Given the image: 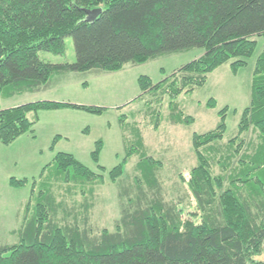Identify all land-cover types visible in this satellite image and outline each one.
<instances>
[{"label": "trees", "instance_id": "obj_1", "mask_svg": "<svg viewBox=\"0 0 264 264\" xmlns=\"http://www.w3.org/2000/svg\"><path fill=\"white\" fill-rule=\"evenodd\" d=\"M99 8L97 19L87 22L85 10ZM260 37L264 0H0V95L44 92L70 74L116 73L126 65L199 50L200 57L176 77L156 86L147 77L138 79L141 94L161 89L173 100L201 88L222 65L230 63L233 73L245 66ZM68 38L73 63L41 59L42 53L65 55ZM67 108L93 115L105 110L55 102L0 110V144L7 147L32 132L35 122L29 114ZM225 111L219 112L214 130L192 136L198 165L188 188L197 223L181 219L176 206L164 201L156 169L141 162V182L119 187L114 231L97 228L90 218L93 192L85 195L84 190L81 203L68 204L57 200L51 187L61 182L92 188L91 180L101 183L102 176L72 155L58 153L44 168L49 174L18 243L0 245V264H264V258L255 260L264 256V49L253 70L250 105L237 133L221 144ZM179 116L182 124L192 123L183 113ZM101 148L102 142H96L91 159L103 170L98 165ZM136 151V145L128 148L126 158L109 172L111 181L123 175L127 158ZM213 168L222 174L213 176ZM8 183L14 189L28 185L14 178ZM66 187L69 195L77 192Z\"/></svg>", "mask_w": 264, "mask_h": 264}, {"label": "rangeland", "instance_id": "obj_2", "mask_svg": "<svg viewBox=\"0 0 264 264\" xmlns=\"http://www.w3.org/2000/svg\"><path fill=\"white\" fill-rule=\"evenodd\" d=\"M256 41L245 66L233 73L230 63L222 65L207 76L201 88L182 93L173 100L162 94L161 89L157 93L141 94L138 79L147 77L156 86L165 79L176 77L181 67L200 57L199 50L162 56L141 65H126L116 73L70 74L55 81L54 86L44 92L15 96L2 92L0 110L36 102L105 110L101 115L70 108L32 113L29 119L35 124L31 133L7 147L0 144V245L18 243V233L25 218L33 215L39 199L38 190L43 189L41 186L49 174L46 171V175L44 168L52 164L58 153L72 155L94 174L102 176L101 183H96L98 178L91 180L95 183L92 188L87 184L75 188L61 182L53 183L51 187L56 199H65L68 204L81 203L84 190L85 195L93 192L90 218L97 228L114 231V224L120 218L119 187L141 182L142 175L138 170L141 162L156 169L164 201L176 206L181 219H192L197 223L198 214L188 188L191 173L198 165L192 136L214 130L223 109H226V133L221 144L237 133L241 114L250 105L255 62L264 49V37L256 38ZM65 46L63 56L42 53L40 57L51 64H71L75 61L72 40L66 39ZM182 113L192 119L190 125L182 124V116H179ZM120 119L125 123H120ZM98 141L102 142L98 165L103 170L91 159ZM132 145L139 151L127 158L123 175L111 181L109 172L126 158ZM211 171L213 176L222 174L217 168ZM12 178L25 180L28 185L14 189L8 183ZM66 186L77 192L69 195Z\"/></svg>", "mask_w": 264, "mask_h": 264}, {"label": "water", "instance_id": "obj_3", "mask_svg": "<svg viewBox=\"0 0 264 264\" xmlns=\"http://www.w3.org/2000/svg\"><path fill=\"white\" fill-rule=\"evenodd\" d=\"M100 13V11L96 10L94 12H88V20L92 21L93 19H95V17L98 16V14Z\"/></svg>", "mask_w": 264, "mask_h": 264}, {"label": "bare ground", "instance_id": "obj_4", "mask_svg": "<svg viewBox=\"0 0 264 264\" xmlns=\"http://www.w3.org/2000/svg\"><path fill=\"white\" fill-rule=\"evenodd\" d=\"M96 10L100 11V13H101V9H100V8H99V9H95V10H85V15H86L85 20H86L87 22H93V21H94L95 19H97V17L100 15V13H99L98 16L95 17V19H93L92 21L88 20V12H94V11H96Z\"/></svg>", "mask_w": 264, "mask_h": 264}]
</instances>
